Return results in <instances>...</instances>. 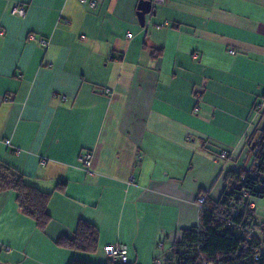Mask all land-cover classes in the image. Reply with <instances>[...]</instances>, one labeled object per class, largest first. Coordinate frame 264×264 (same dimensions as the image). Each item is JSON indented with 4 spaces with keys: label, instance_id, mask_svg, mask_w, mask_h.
I'll return each instance as SVG.
<instances>
[{
    "label": "crops",
    "instance_id": "0c3cea01",
    "mask_svg": "<svg viewBox=\"0 0 264 264\" xmlns=\"http://www.w3.org/2000/svg\"><path fill=\"white\" fill-rule=\"evenodd\" d=\"M146 1L142 27L140 0H0V160L52 193L44 232L0 193V264H109L118 243L130 264H155L198 225L197 197L219 200L227 171L251 170L264 0ZM80 220L96 254L55 243Z\"/></svg>",
    "mask_w": 264,
    "mask_h": 264
},
{
    "label": "trees",
    "instance_id": "16d2710c",
    "mask_svg": "<svg viewBox=\"0 0 264 264\" xmlns=\"http://www.w3.org/2000/svg\"><path fill=\"white\" fill-rule=\"evenodd\" d=\"M252 144V143H251ZM254 163L251 170H229L223 177L224 191L219 200L202 194L198 225L185 229L175 241L162 264H264L260 249L264 238L256 234L251 199L264 197V129L252 144ZM256 174V175H254ZM65 182L58 183L62 191ZM16 194V204L22 215L35 222L44 232L51 216L48 205L52 193L32 185L27 178L0 160V193ZM56 245L78 253L96 254L99 249L97 228L78 222L72 238L62 237ZM156 263V262H155ZM69 264H93L73 259ZM109 264H118L110 260Z\"/></svg>",
    "mask_w": 264,
    "mask_h": 264
},
{
    "label": "built area",
    "instance_id": "2783aa9c",
    "mask_svg": "<svg viewBox=\"0 0 264 264\" xmlns=\"http://www.w3.org/2000/svg\"><path fill=\"white\" fill-rule=\"evenodd\" d=\"M83 3L86 2V0H81ZM164 0H154V3L156 4H161L163 3ZM90 6L92 8L95 7L94 3H91ZM14 13L19 15V16H24L25 15V9L23 7H18L14 10ZM128 38H131L132 35L128 34L127 35ZM31 39H33V37L31 36ZM41 46H47V42L46 40L41 39L39 41ZM109 91H107L108 93ZM220 156L222 158H226L227 157V153L226 152H221ZM92 161H93V155L91 153H83L82 155H80L79 157V162L81 164V166L87 170L90 171L91 166H92ZM256 175V174H254ZM205 198L203 196H199L197 197V204L201 207L202 204L204 203ZM159 247H162L163 244L160 243L158 245ZM158 247V248H159ZM103 252L106 254V256L114 263H118V264H130L129 262V258H128V246L124 243H118V244H110L107 245L103 248ZM260 254L264 255V245L261 247L260 249ZM155 264H162L161 261H156Z\"/></svg>",
    "mask_w": 264,
    "mask_h": 264
},
{
    "label": "rangeland",
    "instance_id": "374dc122",
    "mask_svg": "<svg viewBox=\"0 0 264 264\" xmlns=\"http://www.w3.org/2000/svg\"><path fill=\"white\" fill-rule=\"evenodd\" d=\"M252 202L256 205V218L259 224H261L260 229H258V231L256 230V233L259 232L260 234L264 230V197L261 199L254 198L252 199ZM159 250L165 253L167 251V248L165 247V249L162 250V247H159ZM164 258L162 257L160 261L163 262Z\"/></svg>",
    "mask_w": 264,
    "mask_h": 264
},
{
    "label": "water",
    "instance_id": "95a60500",
    "mask_svg": "<svg viewBox=\"0 0 264 264\" xmlns=\"http://www.w3.org/2000/svg\"><path fill=\"white\" fill-rule=\"evenodd\" d=\"M151 12V2L146 0H140L138 4V19L140 25L143 27L145 24V16Z\"/></svg>",
    "mask_w": 264,
    "mask_h": 264
}]
</instances>
